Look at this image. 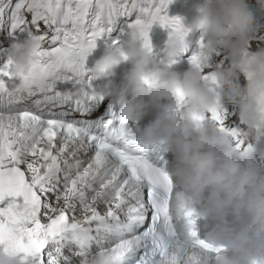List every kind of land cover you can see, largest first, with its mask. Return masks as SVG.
Listing matches in <instances>:
<instances>
[{
  "label": "snow or ice",
  "instance_id": "obj_1",
  "mask_svg": "<svg viewBox=\"0 0 264 264\" xmlns=\"http://www.w3.org/2000/svg\"><path fill=\"white\" fill-rule=\"evenodd\" d=\"M172 2L0 0V33L6 34L0 36L6 57L0 63V249L20 264H81L97 249L112 247L120 248L124 264H162L178 244L167 208V152L137 140L136 124L120 120L105 99L89 67L98 41L121 47L139 36L152 53L154 24L183 41L188 62L201 67L216 96L203 119L251 151L233 101L237 84L228 95L216 77L217 68L229 67L228 57L219 48L209 55L203 35L190 50L191 29L168 14ZM29 36L40 42L38 59L25 74L13 75L11 45ZM250 51L230 63L240 84L252 80ZM60 85L83 90L87 99ZM256 97L258 136L264 132V86ZM121 127L132 131L121 136ZM186 219L193 243L210 248L198 233V218L189 212ZM184 250L180 245L181 255Z\"/></svg>",
  "mask_w": 264,
  "mask_h": 264
},
{
  "label": "clouds",
  "instance_id": "obj_2",
  "mask_svg": "<svg viewBox=\"0 0 264 264\" xmlns=\"http://www.w3.org/2000/svg\"><path fill=\"white\" fill-rule=\"evenodd\" d=\"M252 19L245 0H205L188 27L202 32L209 55L219 48L236 62L251 49L247 33ZM39 45L35 36L13 42V75L25 74L37 61ZM184 47L183 41L168 38L163 58L155 60L139 36H130L121 47L107 46L90 69L95 77L106 79L102 94L116 106L118 118L136 124V139L146 146L162 145L171 154L165 167L171 179L167 208L178 244L169 249L162 264H264V169L250 150L238 148L217 124L203 119L215 107L216 96L199 65L183 72L173 68ZM129 61L131 67L120 84H114L110 77L115 69ZM249 61L251 83L237 84L233 98L245 139L256 135L259 123L256 93L264 86V43L250 51ZM216 77L223 86H232L237 73L219 67ZM67 92L81 101L87 99L79 88ZM131 131L119 129L121 136ZM189 212L203 221L199 235L210 248L193 243L192 224L186 219ZM180 245L185 246L182 255ZM0 264L20 261L0 249ZM81 264L124 262L120 248L112 247L97 249Z\"/></svg>",
  "mask_w": 264,
  "mask_h": 264
}]
</instances>
